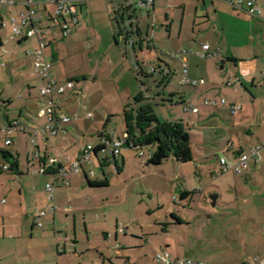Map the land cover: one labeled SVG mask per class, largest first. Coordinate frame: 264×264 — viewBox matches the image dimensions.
Listing matches in <instances>:
<instances>
[{
	"label": "rangeland",
	"instance_id": "374dc122",
	"mask_svg": "<svg viewBox=\"0 0 264 264\" xmlns=\"http://www.w3.org/2000/svg\"><path fill=\"white\" fill-rule=\"evenodd\" d=\"M99 1V5H95L88 14L86 26H78L72 35L45 49L46 56L51 58L53 75L63 83L73 81L75 84V88L66 93L69 100L67 109L77 107L79 117H83L77 122L82 125L84 135L74 134L75 137L82 146L94 144L96 139L91 132L97 133L96 130L105 128L115 137L124 138V109L129 103L128 108L135 107L134 97L142 92L147 97L145 102L152 104L160 122L182 121L195 132L190 133L195 158L179 162L172 156L162 164L148 165L147 150L152 148L150 146L145 147L146 154L143 156H139L136 149L123 148L117 163L110 159L104 164L94 158L95 178H107L109 185L90 187L83 174L80 180L76 177L71 183L69 178L70 185L67 184V187H58L60 183L56 182L58 188L54 202L59 209L56 217L54 220L45 218L44 226L34 227L32 231L34 213L47 207V200L43 204L39 196L44 194L48 199L44 189L52 176L40 174L36 166L28 167V159L34 161L37 151L30 132L14 133L16 143L8 150L15 156L18 155L16 149L19 150L23 171L20 174L12 171L0 173V212L10 204L16 207L15 212L18 213L7 217V220L16 231L18 229L19 237L15 241L21 247L22 264H56L57 248L65 254L61 259L67 264H124L128 260L124 255L131 256V264H155L158 252L226 264H246L254 256H262L264 195L260 185L247 181L243 172L222 173L219 163L221 156L235 159L230 152H226L227 140L238 142L239 136L244 140L246 133H234L229 130L230 126L228 133L218 127L216 130L219 133L213 128L208 133H200L198 122L192 121L190 113L184 110L190 106L189 100L183 104L178 102L179 93L189 92V98L195 89L181 85L180 63L172 56L178 51H173L176 39L169 36L171 21L165 15L172 12L168 8L170 1L160 0L156 10H153L137 0V18L132 20L133 32L127 34L123 30V37L118 35V26L111 19L113 14L107 11L105 4L108 0ZM12 14L4 16L5 25L0 27L5 43L4 48L0 46V119L4 112L15 118L19 107L28 102L30 107L28 109L25 105L24 112L40 124L43 119L36 112L46 105V99L40 94L45 81L32 74L36 55H31V40L18 45L16 40L11 39L8 24ZM262 25L250 18L235 19L228 34L234 54L252 59L257 66L256 85L247 84L249 92L243 89L246 93L244 112L245 115L257 116V123L264 126ZM138 26L143 37L137 33ZM131 27L127 26V30ZM58 30L60 34L61 28ZM210 61L208 65L213 66L214 63L219 72H227L220 68L224 66L221 59ZM166 65L171 67L172 74L162 83ZM154 66L158 68L153 75L138 73L139 69L151 73ZM233 70L236 71L235 68ZM29 83L34 85L30 97L26 88ZM77 87L84 88V91ZM76 91L78 95L74 94ZM8 97L14 101L11 109L5 107ZM89 113L92 116L86 118L84 115ZM242 113L234 117L226 112V118L221 123L243 118ZM22 120L26 121L24 117ZM73 126L71 131L78 133ZM69 140L70 135L64 140L61 136L50 137L48 148L42 137L38 142L43 151L48 149L51 157L61 152L71 156L80 148L74 145L66 149ZM3 141L0 138V149L5 147ZM66 156L63 158L67 162ZM87 174L94 179L89 167ZM10 178L14 182H10ZM22 182L27 191L22 193L27 203V218L19 213L18 203L15 205L18 200L17 185L21 186ZM183 190L192 191V194L181 199ZM212 196H217L214 204ZM15 241L12 244L15 245ZM6 242L0 241L3 244ZM6 261L0 264H8ZM11 264L16 263L11 261Z\"/></svg>",
	"mask_w": 264,
	"mask_h": 264
},
{
	"label": "crops",
	"instance_id": "0c3cea01",
	"mask_svg": "<svg viewBox=\"0 0 264 264\" xmlns=\"http://www.w3.org/2000/svg\"><path fill=\"white\" fill-rule=\"evenodd\" d=\"M12 1H13L12 4L8 3L0 7V16L3 19H4V16L8 13L9 14L14 13L11 15V17L12 16L17 17L20 14V12L22 11L26 12L27 6L25 5V3L29 1H31V6L43 16V24H41L39 28L38 35H34L31 37H21V38H16L13 40H16L18 42V45H21L22 43H25L31 40L30 46L33 52L39 47L41 37L46 36L47 44L43 49V57L49 61H51L50 60L51 58L46 56L45 49L49 46L56 45L59 39L64 40L69 35H72L74 30H76L78 26L80 25L86 26V22L88 21V18H89L88 14L90 13V11H92V8H94L95 5L98 6L100 2L99 0L80 1V8H81L79 12L80 24L73 27V30L71 33L67 35H63L61 34V32L60 34L58 33L59 32L58 28L59 27L61 28V26L57 25L53 27L52 22L50 20V16L53 13V10L55 8L54 3H52L49 0H12ZM114 1L115 0H108V4L107 3L105 4L108 9L107 10L108 13L110 14L111 12L113 14V16H111V19L114 18V12L120 6L124 5L127 0H117L118 2H114ZM130 1L134 3L137 2V0H130ZM163 1H166V0H163ZM168 1H170L168 8H170L172 12L171 14L170 12H167L165 15H166V18L168 20L170 19L171 21L170 22L171 29L169 30V36L170 37L174 36L176 39V43L173 45V48H175L173 51H183V50L188 51L189 52L188 54L189 76L192 79L204 81L203 83H200L197 85L181 84L182 86H193L195 89L194 90L195 93H191L190 94L191 96L189 98H187L189 96L188 95L189 92L179 93L178 102L183 104V103H186L187 100H189L190 105L198 107L199 111L197 113H193V112H189V113L191 115L192 121L198 122L200 133H208L210 132L209 129H212V128L215 129L216 133H219V131L216 130L218 128H221V130L224 131V133H228L231 130L234 133H246L245 134L246 136L243 137L244 140H242L240 136L238 138V142H234V141L232 142V140L230 139L227 140L229 142L226 145V152L227 153L230 152L232 156L236 158L240 152L248 151V149L257 145L259 141H264V136L261 137L262 133H264V126L262 125V123H259V124L257 123L258 122L257 116L245 115V112H244L246 110V106H245L246 105V93L243 91V89L246 92H249L247 88V84H251L252 86L256 85L257 66L255 63H253L254 61L252 59L248 60L246 58H242L234 54L233 44L231 42L228 31H229V27L231 26V24H233L235 19H245V18L254 19L258 23H262L263 24L262 26L264 27V0H254V6L260 9V13L257 15H253L249 13V9L246 3L250 0H243L244 2H243L242 7L235 6L233 3V1L235 0H168ZM158 2H160V0L159 1L154 0L153 4L148 5V6L152 7L153 10H156ZM133 16H134L133 19H136L137 13L133 14ZM66 18H68L67 15H66ZM8 26H10V29H11V23L8 24ZM133 26L134 24H132V27L130 29L132 32H133V29H132ZM139 28L141 30V27ZM175 28L176 30H174ZM54 33H55V36H54ZM139 35L140 37H143L142 30ZM127 37H129V35H127ZM0 38H1V41L3 42L2 48H4L5 47L4 39L1 35H0ZM204 43L210 44V49L212 52L220 51L219 55L203 57L201 54L205 52L202 48V45ZM149 52L150 54L152 53V48L149 49ZM31 55L34 56V54L32 53ZM176 59L179 60L180 73H182L181 72V60L178 57ZM210 59H221L222 64L224 66H221L220 68L222 70L225 69L227 72H224V73L219 72L214 67V63H212L213 66L208 65L209 62H212L210 61ZM32 62H33V58H31V62H30L31 65H32ZM233 68H235L236 71H234ZM52 72L53 71L51 67V73ZM55 78L58 81H60L59 78L57 77ZM42 81L44 80L42 79ZM229 86H232L233 88ZM26 88L28 90L27 95L30 97L31 90L34 88V85L32 83H29L27 84ZM77 89H80V88L77 87ZM80 91L83 92L84 88H81ZM74 94L78 95L77 91ZM221 98H225L227 100V104L229 105L230 104H240L241 110L239 112L243 111L242 113L243 118L239 117V119H235L231 123L230 122L221 123L223 122L222 120L226 118L225 116L226 112H228L230 115L234 117L239 114L238 112L237 114L233 115L230 112L228 105L223 106L221 104V101H220ZM205 100L216 101V106L205 105L204 104ZM68 101L69 100L66 99V94L57 97L58 104L61 106V108L65 112L72 114V115H76V119H74L67 126L69 130L68 135H70V140L68 144H66V149H70L74 145H77L78 148H80L82 145H80L79 141L77 140L74 134H76L77 136L81 134L84 135V132L81 130L82 125H78V122H77V120L81 116L79 117V114L76 111L77 107L73 110L70 108L67 109ZM5 103H6L5 105L6 109H11L14 105V101L10 97L6 99ZM25 105L29 109L30 104H28L27 102L22 107H19V114L18 116H15V118L10 116L6 112H4L3 116H1L2 118L0 119V138H3L4 146L7 148L6 149L4 147L1 149L8 150V147L15 145L16 137L14 136V133L19 132V131L22 133L30 132L32 139H34L36 142L34 145L36 149L40 151L42 155V159L36 158L34 159V161L33 159L31 161L28 159V162H27L28 167L30 166L31 168H33L34 166H36L35 168L38 169L40 168L41 164H43V162L46 161L48 158H53L57 161L55 165L53 166L56 168V170L60 169L59 168L60 164L62 165L68 164L69 161L73 160L76 157L78 152H74V154H71V156L69 155L66 156L65 152H64L65 155H63V153L61 152L59 154H55L56 156L51 157L50 154L47 153L48 149L43 151L41 149L40 143L38 142V139L42 137L46 143V148H48V142H49L50 137H57V136H52L47 133H39L35 135V133H33V128L43 125L47 121V116L43 114L44 107L38 108L36 113L40 118L43 119V122L38 124L35 120L31 118L30 114L24 112V110L26 111V109H24ZM89 114L87 116L86 115L84 116L86 118L91 117L92 114L91 115ZM22 117L26 119L27 123L26 121L24 122L22 120ZM218 117H219V120H218ZM14 121H18L19 125L15 129L11 130L10 133H5L2 130L3 126L4 125L8 126L12 124ZM85 121H88V120H85ZM211 123H215V124H211ZM71 124L74 125L73 126L74 128L76 127L75 130L78 133H73L71 131L72 130L70 128L72 126ZM228 127L230 131L228 130ZM186 128L189 131V133H195L192 131L190 127H186ZM96 131H99V130H96ZM104 132L109 133L106 129L104 130ZM91 135L96 139V143L92 145H96L99 141L100 133L91 132ZM7 137L12 138V144L10 146L5 145V141ZM88 144H91V143H88ZM9 152L14 157L17 158V161H18L17 172L20 174L23 170L20 168L21 164L19 162V156H18L19 150L16 149V153L18 154L17 156H15L12 151L9 150ZM64 156L67 157V162L63 158ZM101 157L102 156L99 155L94 158H97L100 163H104V164H106V162L109 163L110 159H108L106 156L104 158L102 157L103 159ZM93 159L90 161H87L88 163L85 162L83 164V169L81 170L80 173L70 176V183H71V180L75 179L76 177H77V180H80L82 174L85 176L86 180L87 178L90 179V177L87 174L88 167L90 168L91 176H93L91 178H94L90 180L92 181L102 180V179L95 178V173H94L95 165L93 163L95 161H93ZM124 159L125 158H123V161ZM4 162L6 161L0 152V164ZM4 172H8V171L0 168V173H4ZM47 172L45 173L39 172V173L43 175H47V176L48 175L52 176L50 172H54L53 168L50 167L47 170ZM243 173L247 181L252 182V184L255 186L260 185L262 194L264 195V151L260 153V157L258 160H252L250 162L248 169ZM238 174H242V173H238ZM59 178L60 177L56 178L57 184L60 183L58 187H67L68 185L64 184L63 181L60 182L61 178L60 179ZM10 182H14V181L10 178ZM17 186L19 187L18 195H17L18 200L15 203V205L18 203V207H19L18 210H20L19 213L23 215L24 218H27V210H26L27 203H26L25 197L22 195V193L26 191V189L24 187L23 182L21 183V186L20 185H17ZM6 188L9 189V187H6ZM44 191L46 193L45 189ZM44 197H45L44 194H41L39 196L40 200L42 199L41 202H43V204H46L45 199L47 200V204H46L47 206L46 209H47L50 202L47 199V197L45 198ZM3 209L4 210L0 212V216L2 217V226L0 227V241H7V242L4 244L0 243V262L8 260V264H11V261L15 262L16 264H22L23 261L20 258L22 254L20 253L21 247L18 246V242L15 241V240H18V237H19L18 229L16 231L12 223H9L7 220V217H13V214L18 213V212L17 211L15 212L16 207H14L13 204H10L4 207ZM58 210H56L55 212H48L44 216H41V217L38 216L39 211L35 212L33 215V220L31 224L32 231L34 227L42 228L44 226L43 220L45 218L49 217L50 219L54 220L56 217L55 214L58 212ZM37 218H39V223H41V225L37 223V220H36ZM14 241H15V245L12 244ZM15 250H18L19 252ZM57 252H58V255L56 258V262H57L56 264H67L63 259H61V257L65 254L61 253L58 248H57ZM11 255H13L16 258H11L13 257ZM124 256L127 257L128 259V260H125L124 264L133 263L131 256H128V255H124ZM174 257H177V256H174ZM262 259H264V254L262 256H259V255L254 256L251 262L246 263V264H257V262ZM196 260H200V259H196ZM200 261H205V262H209L212 264H226L220 261H214V262L207 261V260H200ZM155 264H158L156 262V258H155Z\"/></svg>",
	"mask_w": 264,
	"mask_h": 264
},
{
	"label": "built area",
	"instance_id": "2783aa9c",
	"mask_svg": "<svg viewBox=\"0 0 264 264\" xmlns=\"http://www.w3.org/2000/svg\"><path fill=\"white\" fill-rule=\"evenodd\" d=\"M55 4V8L53 13L50 16V20L52 22V26L55 27L57 25L61 26V34L67 35L72 32L73 27L80 24L79 12H80V1L82 0H49ZM154 0H139L140 4L151 5ZM243 0H235L233 1L234 5L237 7H242ZM12 4V0H0V7L5 4ZM27 6V11L20 12L17 17H11V38H21V37H31L34 35H38L39 28L41 24H43V16L38 13L32 6L31 1L25 3ZM249 13L253 15H257L260 13V9L254 6V0H250L246 3ZM66 15L68 18H66ZM3 25L5 22L3 18L0 16ZM55 36V33H54ZM46 36H42L40 39L39 47L32 52V54L36 55V58L33 62L32 74L40 76L44 81L45 85L41 87L40 94L46 99V105L43 108V114L47 116V121L36 128H33V133L35 135L39 133H47L52 136H61L62 139H66L69 133L68 125L74 119H76V115L69 114L65 112L61 106L57 102V97L65 95L67 91L75 88V84L73 81H67L65 83L58 81L51 73L52 63L51 61L45 59L43 57V49L46 46ZM203 50L205 51L201 55L203 57L206 56H217L220 51L212 52L210 49L209 43H204L202 45ZM188 54L189 52L186 50L175 52L173 55L177 56L181 60V84H200L204 81L192 79L189 76V64H188ZM221 104L223 106L229 107L230 112L235 115L241 110L240 104H227V100L225 98H221ZM205 105L216 106V101L214 100H205ZM185 112H193L197 113L198 107L190 105L189 107L184 109ZM91 115V114H89ZM19 125L18 121H14L10 125H4L2 130L5 133H10L11 130L15 129ZM127 135H124V138L115 137L112 133H103L99 136V141L96 145L87 144L80 147V151L76 155V157L69 161L68 164L62 165L63 167L58 169L57 172L52 174V180L47 182L45 185V190L48 193V200L50 202L47 209L39 211L38 216H44L48 212H55L58 210L54 200H55V192L57 189L56 186V178L60 177L63 179L64 184H69L70 176L80 173L83 169V164L87 161H90L94 158V156H106L108 159H112L113 161L117 159L122 153V149L125 145V138ZM32 143L35 144V140L32 139ZM12 144V138L7 137L5 141L6 146H10ZM98 149V152L96 150ZM139 151V156L145 155V147L143 148H135ZM148 156L151 157L152 150H147ZM264 151V141L251 147L248 151L240 152L234 160H229L226 157H220L219 162L221 166V172H229L234 171L236 173H242L248 169L249 164L252 160H258L260 157V153ZM35 158L42 159V155L39 150L34 153ZM57 161L53 158H48L46 161L41 164L40 168L36 169V171L40 173H45L50 167H53ZM0 168L4 170L9 169V164L4 162L0 164ZM66 210V209H65ZM37 223H39V218L36 219ZM156 262L158 264H212L205 261L196 260L193 258L186 257H174L169 252H158L156 253ZM257 264H264V259L259 260Z\"/></svg>",
	"mask_w": 264,
	"mask_h": 264
},
{
	"label": "trees",
	"instance_id": "16d2710c",
	"mask_svg": "<svg viewBox=\"0 0 264 264\" xmlns=\"http://www.w3.org/2000/svg\"><path fill=\"white\" fill-rule=\"evenodd\" d=\"M153 4V3H152ZM151 4V5H152ZM138 8L136 3L127 0L126 3L120 6L114 12V18L116 25L118 26V35H123V30L130 34L132 31L127 30L128 26H132L133 14L137 13ZM1 20V18H0ZM4 20V19H3ZM126 23V24H125ZM4 26L3 23H0V27ZM137 33L140 34L141 30L139 27L136 28ZM0 46L3 47V42L0 38ZM177 58V56L172 55ZM156 66L153 67L151 73H145L142 69L138 70L140 74L153 75L157 71ZM162 71V70H161ZM162 83H165L172 74V69L169 65H166L164 69ZM79 80V79H77ZM135 107L128 108V105L124 109L125 122H126V131L124 148H143V147H152V155L149 157L147 164L148 165H159L162 164L165 160L170 157H174L179 162H189L192 161L194 156V150L191 143V134L187 130L186 126L182 121L175 122H160L153 110L151 103L145 102L147 97L143 95L142 92H139L135 97ZM105 128L97 133L103 134ZM99 135V136H100ZM1 154L5 161L9 164V169L7 171L17 172L18 170V161L9 150L0 149ZM98 152V149L96 150ZM116 159L114 162L116 163ZM62 164L59 165V168H62ZM54 172H57L55 167H52ZM121 170L120 166L117 167ZM246 171V170H245ZM244 171V172H245ZM48 173V172H47ZM87 182L92 187H101L109 185L107 178L102 180H90L87 178ZM192 194V191L183 190L181 192V199L186 198ZM175 216V215H174ZM176 217V216H175ZM178 219V217H176ZM180 221V219H178Z\"/></svg>",
	"mask_w": 264,
	"mask_h": 264
},
{
	"label": "water",
	"instance_id": "95a60500",
	"mask_svg": "<svg viewBox=\"0 0 264 264\" xmlns=\"http://www.w3.org/2000/svg\"><path fill=\"white\" fill-rule=\"evenodd\" d=\"M141 5H143V4H141ZM216 198H217V196H212V198H211V202L214 204L215 203V200H216Z\"/></svg>",
	"mask_w": 264,
	"mask_h": 264
}]
</instances>
